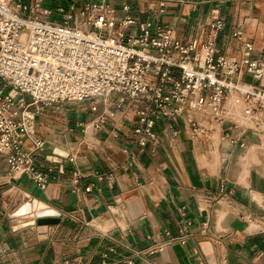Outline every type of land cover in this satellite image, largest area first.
I'll return each mask as SVG.
<instances>
[{
    "label": "crops",
    "instance_id": "1",
    "mask_svg": "<svg viewBox=\"0 0 264 264\" xmlns=\"http://www.w3.org/2000/svg\"><path fill=\"white\" fill-rule=\"evenodd\" d=\"M44 1L52 10L59 6ZM71 1L79 8L100 2ZM106 1L118 21L130 16L150 23L152 37L158 27L170 29L173 41L195 45L196 52L212 42L218 57L241 59L246 44L255 55L264 51V0ZM219 21L223 29L217 31ZM122 30L139 33L136 27ZM180 75L173 70L174 79ZM240 80L253 83L245 74ZM239 99L246 103L236 93L224 101L231 121L189 106L174 121H159L156 138L143 151L135 130L139 110L149 103L121 104L114 94L89 102L87 116L60 124L45 107L32 138L44 148L26 139L23 150L34 155L40 172L52 169L55 178L42 188L44 199L37 198L33 183L14 180L0 159V264H264V127L236 122L249 123ZM204 120L221 126L213 130ZM35 200L46 207L15 215ZM46 210L56 212L59 223L39 225L36 213Z\"/></svg>",
    "mask_w": 264,
    "mask_h": 264
},
{
    "label": "built area",
    "instance_id": "2",
    "mask_svg": "<svg viewBox=\"0 0 264 264\" xmlns=\"http://www.w3.org/2000/svg\"><path fill=\"white\" fill-rule=\"evenodd\" d=\"M57 2L52 10L44 0H0V159L14 180L27 178L42 189L55 178L52 169L42 173L36 168L23 144L33 141L44 107L63 101L105 102L116 94L121 104L149 103L138 112L135 135L141 151L156 138L159 121H174L188 106L221 120L217 114L226 97L236 93L253 112L264 111V51L255 55L246 44L241 59L218 57L212 42L196 52L195 45L173 41L170 29L158 27L152 37L150 23H136L130 16L118 21L106 0L80 8L71 0ZM135 27L137 34L122 30ZM215 28L223 29L222 22ZM174 69L180 70L179 79L173 78ZM242 74L253 83H243ZM190 122L199 129L195 120ZM33 142L37 150L44 148L42 141ZM180 240L185 243L184 237Z\"/></svg>",
    "mask_w": 264,
    "mask_h": 264
},
{
    "label": "rangeland",
    "instance_id": "3",
    "mask_svg": "<svg viewBox=\"0 0 264 264\" xmlns=\"http://www.w3.org/2000/svg\"><path fill=\"white\" fill-rule=\"evenodd\" d=\"M241 101V99H239ZM245 103V102H244ZM242 101H241V108H240V113L241 115L247 116V110L246 106ZM247 105V104H246ZM89 102H70V101H63L60 103H56L52 106H50V110L47 109V107L44 109L46 111H51V115L55 118L54 120H58L59 124L60 123H67L70 120L73 119L74 117H79L82 118L84 116H87L89 114ZM260 113L264 114V111L262 109H258L257 116H260ZM211 120V119H210ZM205 125L209 126L212 128L211 124H208L207 121H205ZM211 122V121H209ZM216 124V123H212ZM24 203L25 201H21ZM28 202V201H27ZM21 203V204H22Z\"/></svg>",
    "mask_w": 264,
    "mask_h": 264
},
{
    "label": "bare ground",
    "instance_id": "4",
    "mask_svg": "<svg viewBox=\"0 0 264 264\" xmlns=\"http://www.w3.org/2000/svg\"><path fill=\"white\" fill-rule=\"evenodd\" d=\"M245 104V103H244ZM226 106V105H225ZM224 106V108H225ZM246 106V110H247V116L244 115L245 117V120H247L249 123L246 125L244 122H240V121H236L238 124H241V125H244L245 127H247L248 129L251 128L252 126L251 125H257L260 127H264V119L263 120H260L259 119V116H257V114H255L252 109L247 106ZM218 117L226 120V121H231L229 119V116L230 115H227V114H224V109L222 111H220L219 114H217ZM221 124H212V129L213 130H216V128L220 127ZM57 153L63 155V156H66V153L65 152H62V151H57ZM46 207V205L43 203V202H39L37 200H35L33 203L31 202H27L21 209H19L15 215L16 216H24V215H27V214H30L34 209H37V208H40V209H44ZM48 211V210H46ZM46 211H40L39 213H43V212H46ZM49 213V212H48Z\"/></svg>",
    "mask_w": 264,
    "mask_h": 264
},
{
    "label": "water",
    "instance_id": "5",
    "mask_svg": "<svg viewBox=\"0 0 264 264\" xmlns=\"http://www.w3.org/2000/svg\"><path fill=\"white\" fill-rule=\"evenodd\" d=\"M46 147V146H45ZM30 192L37 198L44 199L42 189L33 186ZM49 212V213H48ZM59 215L54 211H46L43 213H36V217L39 225H50L59 223Z\"/></svg>",
    "mask_w": 264,
    "mask_h": 264
}]
</instances>
